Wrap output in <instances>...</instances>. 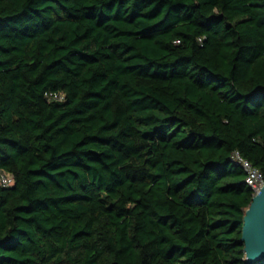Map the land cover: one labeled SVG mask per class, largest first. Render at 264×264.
I'll return each instance as SVG.
<instances>
[{
  "label": "trees",
  "instance_id": "trees-1",
  "mask_svg": "<svg viewBox=\"0 0 264 264\" xmlns=\"http://www.w3.org/2000/svg\"><path fill=\"white\" fill-rule=\"evenodd\" d=\"M237 151L264 0H0V264H252Z\"/></svg>",
  "mask_w": 264,
  "mask_h": 264
},
{
  "label": "water",
  "instance_id": "water-1",
  "mask_svg": "<svg viewBox=\"0 0 264 264\" xmlns=\"http://www.w3.org/2000/svg\"><path fill=\"white\" fill-rule=\"evenodd\" d=\"M244 217L242 241L249 263L264 259V184L254 195Z\"/></svg>",
  "mask_w": 264,
  "mask_h": 264
},
{
  "label": "built area",
  "instance_id": "built-area-1",
  "mask_svg": "<svg viewBox=\"0 0 264 264\" xmlns=\"http://www.w3.org/2000/svg\"><path fill=\"white\" fill-rule=\"evenodd\" d=\"M47 96L52 99L63 100L65 98L64 93L60 92H50ZM234 159L240 164L246 171V182L253 190V196L260 190L264 184V172L257 166L243 157L240 152H235ZM15 182V177L12 173L0 168V186L8 187L13 185Z\"/></svg>",
  "mask_w": 264,
  "mask_h": 264
}]
</instances>
